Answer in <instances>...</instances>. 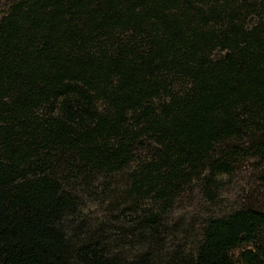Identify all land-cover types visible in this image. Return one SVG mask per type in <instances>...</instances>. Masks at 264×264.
<instances>
[{
	"label": "trees",
	"instance_id": "1",
	"mask_svg": "<svg viewBox=\"0 0 264 264\" xmlns=\"http://www.w3.org/2000/svg\"><path fill=\"white\" fill-rule=\"evenodd\" d=\"M244 166L264 183V0L0 6V264H264V208L218 209Z\"/></svg>",
	"mask_w": 264,
	"mask_h": 264
},
{
	"label": "rangeland",
	"instance_id": "2",
	"mask_svg": "<svg viewBox=\"0 0 264 264\" xmlns=\"http://www.w3.org/2000/svg\"><path fill=\"white\" fill-rule=\"evenodd\" d=\"M13 0H0L1 9H5ZM223 187L219 192V210H229L243 203H254L264 208V183L257 180L249 166H244L236 173L223 177ZM192 195V194H191ZM209 204L204 200L201 193L195 192L185 204L177 209V214L187 216H202L204 207ZM88 212H97L94 206ZM98 213V212H97ZM236 253L239 251L236 250Z\"/></svg>",
	"mask_w": 264,
	"mask_h": 264
}]
</instances>
